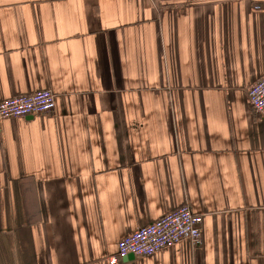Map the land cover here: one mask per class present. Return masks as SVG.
I'll list each match as a JSON object with an SVG mask.
<instances>
[{
    "label": "crops",
    "instance_id": "crops-1",
    "mask_svg": "<svg viewBox=\"0 0 264 264\" xmlns=\"http://www.w3.org/2000/svg\"><path fill=\"white\" fill-rule=\"evenodd\" d=\"M260 5L255 8V5ZM264 0H0V264H109L181 204L183 240L116 264H264Z\"/></svg>",
    "mask_w": 264,
    "mask_h": 264
},
{
    "label": "built area",
    "instance_id": "built-area-1",
    "mask_svg": "<svg viewBox=\"0 0 264 264\" xmlns=\"http://www.w3.org/2000/svg\"><path fill=\"white\" fill-rule=\"evenodd\" d=\"M253 1V0H249ZM258 5H255V8ZM247 100L253 111L264 119V75L247 89ZM55 106V95L49 89L19 94L0 100V120L50 113ZM202 215L194 213L188 204L178 205L154 221L140 226L122 237L114 254L108 255L109 264H116L129 254L133 257L153 255L164 248L187 240L192 246L201 243Z\"/></svg>",
    "mask_w": 264,
    "mask_h": 264
},
{
    "label": "water",
    "instance_id": "water-1",
    "mask_svg": "<svg viewBox=\"0 0 264 264\" xmlns=\"http://www.w3.org/2000/svg\"><path fill=\"white\" fill-rule=\"evenodd\" d=\"M127 257H128V258H133V255L129 254Z\"/></svg>",
    "mask_w": 264,
    "mask_h": 264
},
{
    "label": "trees",
    "instance_id": "trees-1",
    "mask_svg": "<svg viewBox=\"0 0 264 264\" xmlns=\"http://www.w3.org/2000/svg\"><path fill=\"white\" fill-rule=\"evenodd\" d=\"M258 5V4H257ZM258 6H260V5H258Z\"/></svg>",
    "mask_w": 264,
    "mask_h": 264
}]
</instances>
